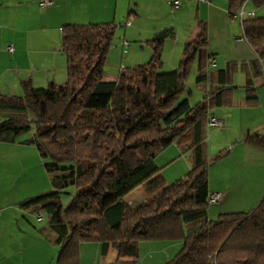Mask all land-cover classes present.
Listing matches in <instances>:
<instances>
[{
	"label": "trees",
	"instance_id": "1",
	"mask_svg": "<svg viewBox=\"0 0 264 264\" xmlns=\"http://www.w3.org/2000/svg\"><path fill=\"white\" fill-rule=\"evenodd\" d=\"M225 2L229 19L245 2L264 6V0ZM116 28L63 26L64 83L44 89L23 83L21 96L0 95V143L13 144L32 129L20 143L35 148L51 187L19 208L46 216L54 238L40 234L58 247L55 264H79V247L86 243L99 244L101 256L113 250L112 264H135L139 244L147 242H181L163 264H264V197L249 213L220 214L187 226L207 213L206 120L212 110L232 106L236 73L244 75V105H256L252 80L264 75V16L241 20L242 39L254 54L250 62L211 67L206 25L198 21L176 69L157 71L162 40H149L146 63L123 68L116 81L106 82ZM192 66L195 82L206 83L207 91L190 106L182 95ZM242 142L264 149V135H245ZM170 145L187 154L190 168L165 186L154 160ZM69 187L74 192L63 206L60 196ZM140 187L147 202L127 205L123 199Z\"/></svg>",
	"mask_w": 264,
	"mask_h": 264
},
{
	"label": "crops",
	"instance_id": "2",
	"mask_svg": "<svg viewBox=\"0 0 264 264\" xmlns=\"http://www.w3.org/2000/svg\"><path fill=\"white\" fill-rule=\"evenodd\" d=\"M41 1H47L49 2V5L41 7L39 5ZM171 1L178 2V9L184 5V10L178 13L179 15L175 14L177 16L187 14V6H191L193 9V16L188 20L189 30L184 34L182 33L180 36L179 34L177 35V33H174L175 26L173 21L176 16H173V18L169 16V22L168 20L166 21V18L164 17H161L160 20L153 18L154 15H169V10L172 9ZM188 2L189 3L183 0H0V95L21 96L23 94V83H28L32 89H44L50 85L63 84L65 81V58L61 51L60 29L66 25H115L116 21L121 19L119 18L121 13H123V16L125 15V19L123 17L124 23L121 24V26L123 25V32L119 33L117 42L113 43V45H119L120 38H122L121 46L128 44L125 40L126 37L143 44L150 39L145 38L143 41L139 37H148L153 33H158L162 28L169 29L168 27H171L165 38H168V44L174 41L176 47L178 46V49H180L185 42L194 37L197 31L196 23L202 21L206 25L207 53L215 59H220L221 55L228 57L223 58L222 61L220 60V64L222 65L221 69L228 62H250L254 59V54L244 40L241 41L235 37V28H233V24L230 22L226 13L225 0H207V3H201L195 0H189ZM146 14L150 17L148 20L143 19ZM144 24L148 25L150 28H144ZM121 26L119 25V27ZM216 29L222 37L221 40L218 41L211 38V31ZM165 42L166 41L163 43ZM8 45H11L13 48V51L10 54L4 51L5 47ZM125 48L126 47H124V49ZM149 55L150 53L146 52V59H148ZM212 61L215 68L216 62L214 59H212ZM123 68L124 67L120 66L117 72L114 71V74L112 75L104 74L102 79L106 82L116 81L117 74ZM263 69L264 68H262V70ZM258 77H261V81H257V77L252 80V87L255 89L257 99L255 107L247 108L248 106L244 105V75L240 73V75L238 74V76H236V79L237 81L243 79V86L241 88L242 92H236V94H234L233 91L232 106L227 108H217L210 112V116L215 117L222 123V127L219 129L221 131L217 134V139L219 138V135L227 131L230 132V134H233L234 139H241L240 141L234 140V142H230L231 140H229L222 143L217 139H211L212 133H210L207 142L208 157L210 155L209 143L214 144L216 147L229 146L230 153H228L227 150L225 156H228L232 154L234 150H237L234 161L238 164L240 172L237 175L236 181L231 182V185L236 187H244L243 184L248 182L250 185H254L264 181V149H256L242 142V138L245 135H264V75ZM233 80L234 79L232 78V83ZM206 91L207 88L205 92ZM250 118L254 120L248 122ZM0 144V150L4 153L8 152L14 153V155L20 157H29L36 162L39 160L38 154L32 149V145H23L19 142L5 145H3V143ZM164 154H166L165 158H163ZM154 163L157 168L161 171L163 170L160 174H162L161 176L164 180L165 186H169L175 182L176 179L178 180L182 178L190 168L187 154H183L181 149L175 145H170L166 148L155 158ZM38 166L40 168V163ZM166 167H168V170L165 169ZM8 172L9 170L0 171V176H5V173ZM25 172V169H23V173ZM37 173V175H41L39 170ZM46 177L47 175L45 173V178ZM228 177L230 176L219 174L218 178H222L223 184H211L208 168V191L211 193L221 192L222 198L220 202H222L230 193L228 189L222 188V186L225 187L230 185L225 184ZM24 179L27 180L26 177ZM46 180H48V177ZM171 181L173 182L170 183ZM48 183L47 186L49 185ZM166 183L170 184L168 185ZM41 184V181L37 182L35 188L39 189V185ZM136 190H143V188L140 187ZM257 193V198L259 200L264 194V191L258 190ZM251 194L252 193H249V195ZM148 198L149 196H143L141 201L136 205L147 202ZM25 199L28 198H24V200ZM258 200H256V202L254 200V203H257ZM126 204L134 206L131 201L126 202ZM2 207L4 208V206ZM16 226L18 227L19 223H16ZM17 230H19L18 233L29 235L36 240V244H32L27 248H31L32 252L35 253L39 252L42 255H49L50 264L53 263L52 259H55L54 257H56L57 253L56 245H53L54 243L49 242L42 237L43 234L44 236H47L49 240H53L54 237L51 233H47V228L37 229V234H33L32 231H30L32 235H30V233L27 234L26 232L29 231L25 228L18 227ZM40 232L42 234H40ZM155 244L152 246L157 248V251H161L160 254H150L149 259H153L155 264H163L170 259L171 253L179 250L181 247V242ZM3 249V247L0 249V261L5 258ZM23 249V246L21 248L19 247V257L21 258L25 253V249ZM109 254L113 255V250L108 249L105 256H101L99 244H81L79 247V264H84L82 261L83 258L85 259V264H87L89 262H87L89 257L91 258L90 261L92 260L90 264H107L104 259L100 261L97 259L99 255L101 258H105ZM120 262L127 264L124 263L125 261H118L116 264H119ZM1 263L2 261L0 264Z\"/></svg>",
	"mask_w": 264,
	"mask_h": 264
},
{
	"label": "rangeland",
	"instance_id": "3",
	"mask_svg": "<svg viewBox=\"0 0 264 264\" xmlns=\"http://www.w3.org/2000/svg\"><path fill=\"white\" fill-rule=\"evenodd\" d=\"M183 1L189 3L188 2L189 0H183ZM172 2L173 1H171V3ZM183 8H184V5L181 6V8L179 9L172 8L171 10H169V15H164V14L161 16L154 15L153 18L160 20L161 17H164L166 18L165 20L166 21L168 20L169 22V16L171 18H173V16H176L173 21V24L175 26L174 33H177V35L179 34L180 36L182 35V33L184 34L187 30H189L188 20L191 16H193V13H192L193 9L191 6H187L186 8L187 14L177 16L179 15L178 13L184 10ZM242 11L243 13L253 12L255 17L264 16V6L260 8H254L250 4V2H245L243 4ZM119 14H120V11H119ZM120 15L121 16L119 18L121 19L117 20L115 23L117 28L115 30L114 37H113L111 46L107 54V59H106L105 66H104V74L112 75L114 74V71L117 72L120 66L124 68H129L132 66H136L138 64H144L150 58V55H149L148 59H146V52L150 53V50L145 45V43L140 44L138 43V41L135 42L134 39H129L128 37H126L125 40L128 42V44H126L127 46L126 45L121 46L122 38H120L119 45L117 44L113 45V43L117 42L119 33L123 32V27H122L123 25L121 26V24L124 23L123 17L125 19V15L123 16V13H121ZM148 18L150 17L149 15L146 14V16L143 19L148 20ZM230 22L233 24V28H235V37L243 41L242 36H241V30L239 27L238 17L230 18ZM119 25L121 27H118ZM143 27L150 28L146 24H144ZM168 28L170 29L171 27H168ZM156 34L157 33H153L152 35H149L148 37L141 36L139 38H141V40L143 41L145 40V38H149L150 40H155ZM211 38L213 40L218 41V40H221L222 37L220 36L218 30L216 29V30L211 31ZM163 40L166 42L163 43L164 42ZM168 43H169L168 38L162 39V49H161V55H160V67L161 68L157 70L158 72H169V71L176 69L181 59V53H182L183 46L180 47V49H178V46L176 47V44H174L175 43L174 41L170 42V44ZM217 45H218V42H217ZM124 47L126 48L124 49ZM223 58H228V57H225V55H221L220 59H215L211 57V59H214L216 62V65H215L216 69H221L222 65L220 64V60L222 61ZM262 68H264V60L262 61ZM238 74L240 75V73L238 72L233 77L234 79L233 85L235 87L234 94H236V92H242L241 88L243 86L242 85L243 79H241L240 81H237L236 76H238ZM261 77H257L258 78L257 81H261ZM206 88H207L206 83L195 82V67L192 66L189 71L186 83H185V91L182 95V98H186L189 105L192 106L196 102L200 101V99L202 98V95L205 93ZM253 107L255 106H251V107L248 106L247 108H253ZM252 120L254 119L250 118L248 122H251ZM220 131L221 130L219 129H207L206 144L208 142V135H210V133H212L211 139L213 138V140H216L217 134L220 133ZM31 136H32V129L28 133L21 135L18 138L17 142L20 143L21 141L26 140L30 138ZM217 140L219 142L224 143L229 140H231L230 142H234V140L240 141L241 139H234L233 134H230V132L227 131L219 135V138ZM209 145H210V152H209L210 155L209 157L208 156L207 157L209 160L208 168H209V176H210L211 184L212 183H216L215 185L223 184L222 178L221 179L218 178L219 174L230 176L227 178L225 182V184H230V185L225 186V187L222 186V188L228 189L230 193L226 198H224L222 202H219L217 204L208 205L207 213L204 218L199 219L193 223H188L187 226L197 225V224H200L206 221H214L218 218L220 214L240 213V212L249 213L261 202V200L264 197V194H263L259 200L257 198L258 190L264 191V181H261L259 184L257 183L254 185H250L248 182L246 184H243L244 187H238V186L236 187L234 185H231L232 181H236L237 175L240 172L238 164L234 161L235 153L237 150H234L232 154L228 156H223L220 159H216L215 156H218V154H221L222 152H225V151L227 152L228 150V153H230L229 151L230 147L229 146L216 147L212 143H209ZM32 149L35 150L34 147H32ZM165 155L166 154H164L163 158H165ZM39 163H40V168L38 166ZM23 169H25L26 171L25 173H23ZM165 169L168 170V167H166ZM3 170L4 171L9 170V172L5 173V176L4 175L0 176V235H1L0 236L1 237L0 249H2L3 247L4 248L3 253L5 254V258L4 260H1L2 261L1 264H20V262L21 264H50L49 255H46L45 253H43L45 255H42L39 252H36L37 253L36 254L35 252H32L31 248H27L28 246L32 244H36V240L33 239L29 235H23V234L18 233L19 230H17L18 227L25 228L29 231L26 233L27 234L30 233V235H32V233L37 234L36 232L37 229L47 228L46 226L47 219L43 213H41L42 220L40 222H37L35 218V214L32 213L31 210H23L19 208V205H18V203L22 202L24 198L36 197V196L43 195L51 191V187L49 185L47 186V183L49 181L46 180L47 177L45 178L43 162L40 159V157H39L38 162H36L34 161V159L31 160V158L29 157H20L18 155H14V153H8V152L4 153L2 150H0V171H3ZM38 170H39V173H41V175L40 174L37 175ZM162 171L160 170V172ZM231 175H234V176H231ZM25 177L27 178V180L24 179ZM229 179H230V182H229ZM39 181H41L42 184L39 185V189H36L35 187L37 185V182ZM172 182L173 181H171L170 183ZM170 183H166V184L169 185ZM258 185L260 186V188ZM143 191L144 190H134L128 196H126L123 200L125 202L131 201L133 202V205L136 206V204H138L141 201L143 196L145 195L148 196V194ZM73 192L74 190L72 187H69L63 191V194L60 196V201L63 206H66V204L69 202V198L73 194ZM216 193H219V192H216ZM249 193H252V194L249 195ZM219 194L222 195L221 192ZM254 200L255 202L256 200H258L257 203H254ZM2 206H4V208ZM16 223H19L18 227L16 226ZM30 231H32V233ZM47 231H48L47 233H51L48 229ZM155 243L165 244V242H147V243L139 244L138 261L136 262L137 264H155L153 262V259H149L150 254L154 255V254L161 253V251H157L158 249L152 246ZM155 245H159V244H155ZM22 246L25 249V253L23 257L21 258L19 257V252H20L19 247L21 248ZM50 247H55V246H50ZM157 247H160V246H157ZM177 251L178 250L171 253L170 258H172L177 253ZM56 252H58L57 246H56ZM90 259H91L90 257L88 258V260L86 259L87 262L89 261L87 264H90L92 262V260L90 261ZM102 259H104V261L107 264H112L114 261V254L113 255L109 254L105 258L103 257L101 258V256L99 255L97 260L100 261ZM82 261L84 264L86 263L84 258L82 259ZM52 262H53L52 264H55V259H52ZM124 263L132 264L128 261H125ZM119 264H123V263L120 262Z\"/></svg>",
	"mask_w": 264,
	"mask_h": 264
},
{
	"label": "built area",
	"instance_id": "4",
	"mask_svg": "<svg viewBox=\"0 0 264 264\" xmlns=\"http://www.w3.org/2000/svg\"><path fill=\"white\" fill-rule=\"evenodd\" d=\"M196 1L203 2V3H207V0H196ZM39 5L41 7L47 6V5H49V2H47V1H41L39 3ZM171 6H172L173 9H177L178 8V2H172ZM236 17H238V19H239V26H240L241 20L243 18H253L254 17V14H253V12L243 13L242 7H241L240 10L235 15H233L232 18H236ZM4 51L6 53H9L10 54V53H12L13 48H12L11 45H8V46L5 47ZM210 66L211 67L214 66L213 61L210 62ZM206 127H207V129H220L222 127V123H221L220 120L216 119L215 117L208 116L207 117V120H206ZM221 198H222V195L221 194L216 193V192H214V193H211L210 192V193L207 194L206 201H207V203L209 205L210 204L212 205V204L219 203L220 200H221ZM35 218H36V221L37 222H40L42 220L41 213H39V212L36 213L35 214Z\"/></svg>",
	"mask_w": 264,
	"mask_h": 264
},
{
	"label": "water",
	"instance_id": "5",
	"mask_svg": "<svg viewBox=\"0 0 264 264\" xmlns=\"http://www.w3.org/2000/svg\"><path fill=\"white\" fill-rule=\"evenodd\" d=\"M170 31V29H162L155 35V40H162L167 36V32Z\"/></svg>",
	"mask_w": 264,
	"mask_h": 264
}]
</instances>
